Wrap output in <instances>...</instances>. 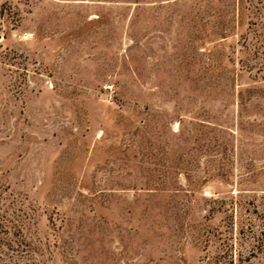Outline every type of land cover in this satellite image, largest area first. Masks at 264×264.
<instances>
[{
  "label": "rangeland",
  "instance_id": "1",
  "mask_svg": "<svg viewBox=\"0 0 264 264\" xmlns=\"http://www.w3.org/2000/svg\"><path fill=\"white\" fill-rule=\"evenodd\" d=\"M0 222V264H264V0H0Z\"/></svg>",
  "mask_w": 264,
  "mask_h": 264
},
{
  "label": "trees",
  "instance_id": "2",
  "mask_svg": "<svg viewBox=\"0 0 264 264\" xmlns=\"http://www.w3.org/2000/svg\"><path fill=\"white\" fill-rule=\"evenodd\" d=\"M0 227H2V228H5L4 227V225H2V222H0ZM14 230H16L17 232H19V227L17 226V225H12L11 226ZM11 227H8V228H11ZM1 231V230H0ZM4 232H6V229L4 230ZM15 233V232H14ZM238 233V235H239V237H243L245 234H244V225L241 223V225H240V229H239V231L237 232ZM258 235H259V238L258 239H256L258 242H262L263 241V238H264V229H261L259 232H258ZM2 237L0 236V243H1V241H2ZM225 246H227V244L225 245ZM231 247V246H230ZM229 247V248H230ZM258 248H260V250L261 251H264V247H262L261 246V244H258ZM263 248V249H262ZM255 249H257V247H255ZM253 248L251 249V253H253ZM232 258H231V262H232Z\"/></svg>",
  "mask_w": 264,
  "mask_h": 264
}]
</instances>
